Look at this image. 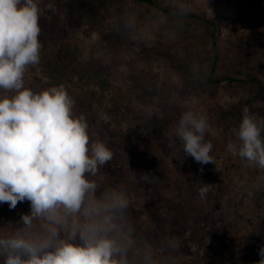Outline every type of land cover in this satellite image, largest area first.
<instances>
[{"label":"rangeland","instance_id":"obj_1","mask_svg":"<svg viewBox=\"0 0 264 264\" xmlns=\"http://www.w3.org/2000/svg\"><path fill=\"white\" fill-rule=\"evenodd\" d=\"M133 1L124 0V7L129 8L109 19L106 12L98 11L103 20L92 25L86 11L74 10L66 5V0H37L41 9L40 63L26 70L25 86L39 91V85L48 83L41 66L47 61L60 64L72 57L82 61L89 55L101 58L108 49L130 56L152 57L158 78L145 84L152 92L136 88L131 99L151 114L154 123L140 129L133 127L132 133L139 150L153 149L157 143L162 146L157 148L155 157L163 161L167 172L172 171L170 176L177 185L159 196L138 187L145 184L147 172H135L139 159L130 160L122 152L113 157V168L105 170L106 173L100 170L95 179L104 181L106 176L114 174L116 184L126 186L127 200L139 201L143 206L162 205L156 224L160 231L183 229L180 244L176 237H167L163 245L151 249L153 257L180 258L177 250L181 248L183 259L190 264H257L261 259L259 248L264 246V169L249 166L237 154L229 152L227 144L235 140L234 129L242 120L247 101L251 100L247 106L250 112L264 119V0H156L170 10V16ZM84 2L83 7L90 5L89 0ZM79 4L75 0L74 5ZM176 12L179 14H173ZM192 15L215 22V29L212 31ZM135 21L141 22L148 33L131 40L128 28ZM211 33L218 57L212 80L229 77L242 82L223 80L215 84L206 80L212 68L211 56L208 58ZM157 34L166 35L168 40L177 37L175 44L170 43L167 54H154V49L159 47ZM186 34L196 37L190 49L193 52L184 48L188 44ZM197 52L208 56L203 63L193 60L187 75L175 70L171 55L191 61ZM117 69L125 71L127 67L122 65ZM106 75L111 83L124 90L129 88V83L117 79L114 72ZM250 78L255 81H247ZM94 106L102 110L105 103ZM194 109L208 120L206 140L212 144L210 155L215 164L201 165L191 156L183 157L178 152L174 137L178 121L184 112L194 113ZM98 126H92L89 132L92 139L104 142ZM182 169L188 172L187 178L174 176ZM205 184L209 190L201 199L199 190ZM161 211L167 213L166 223L162 221ZM0 261L3 262L2 258Z\"/></svg>","mask_w":264,"mask_h":264},{"label":"clouds","instance_id":"obj_2","mask_svg":"<svg viewBox=\"0 0 264 264\" xmlns=\"http://www.w3.org/2000/svg\"><path fill=\"white\" fill-rule=\"evenodd\" d=\"M40 11L37 0H0V204L30 203L22 227L0 228V258L3 264H129L127 197L119 188L96 195L95 177L112 150L92 139L63 85L25 86L26 70L40 63ZM207 128L205 116L184 112L174 133L178 152L215 164ZM262 132L264 119L245 106L228 151L264 169ZM208 190L200 188L201 199ZM258 254L257 264H264V246Z\"/></svg>","mask_w":264,"mask_h":264},{"label":"trees","instance_id":"obj_3","mask_svg":"<svg viewBox=\"0 0 264 264\" xmlns=\"http://www.w3.org/2000/svg\"><path fill=\"white\" fill-rule=\"evenodd\" d=\"M80 4L78 6L74 5L75 0H66V5L70 6L77 11H86V16L89 18L92 25L101 22L103 20L101 15H98V11L106 12L107 18H112L118 16L120 11L126 10L129 7H124V0H89L90 5L83 7L85 0H79ZM124 2V3H123ZM134 4L146 5L149 9H154L161 15L170 16L171 12L168 8L162 6L156 0H134ZM126 4V3H125ZM131 7V6H130ZM146 8L149 11V9ZM143 14V13H142ZM179 14V13H173ZM195 16L205 26H208L213 31L215 29L216 23L208 20L204 16ZM95 22V23H94ZM129 39L134 40L136 36L143 35L146 36L148 33L141 22L135 21L133 27L128 28ZM159 38V47L154 49V54H167V49L172 42H176L174 36L171 40H168L166 35L157 34ZM186 39H188V44L184 48L191 49L196 43V37H191L186 34ZM211 72L208 74L206 80L211 83H219L220 81L231 82H242L235 78L223 77L222 80H212L211 75L215 63L218 59L217 54L214 50L215 47V37L211 33ZM115 45L113 48H116ZM150 50V49H146ZM67 50V53L71 52ZM189 52H193L190 50ZM195 55V56H194ZM192 56L191 61L186 58H179L176 54L171 55L172 60L175 61L176 68L178 72L182 75H187L190 71L193 60L203 63L207 57L202 56V52H197ZM152 57L142 56L140 54L135 56H130L129 54H120L117 50L108 49L106 54L101 58L88 56V59L73 60V57L68 62L55 63L47 61L42 63L43 71L48 76V83L39 85L40 90L46 89L51 86L63 85L68 93L75 100L74 111L77 115L83 114L86 116L89 130L92 126L99 125V133L101 134L104 143L112 150L113 157L119 152L125 153L130 160L139 159L137 162L139 167H135V172L141 171L147 172V179L144 181V185L138 187H144L148 192H152L154 195L159 196L164 194L169 188H175L177 181L171 178L172 171H166L163 161L155 157L157 148L162 146L157 143V145L151 150L147 148L146 150H139L138 144L136 142V137L132 133V128H144L148 125L154 123V118L146 110L139 107L137 101L131 99L133 94L132 90L141 89L143 92H152L148 85L153 81V78H158V75L154 73ZM57 58V61H60ZM109 61V62H108ZM192 62V64H191ZM126 66L125 71H119L117 67ZM114 72L117 79H122L129 83V88L125 90L120 86L111 83L107 79V74L109 72ZM118 74V76H117ZM191 78V77H190ZM247 81H255V79L250 78ZM36 84H39L36 81ZM137 88V89H136ZM106 93V95H105ZM106 96V97H105ZM138 99V97H136ZM105 100V101H104ZM105 107L102 110L95 108V103H99ZM251 100L247 101L246 107ZM211 108L209 109V112ZM194 113L200 115L199 110L194 109ZM107 117V120L104 117ZM209 116V113L208 115ZM242 119V118H241ZM153 125V124H152ZM114 161L113 158L110 162L104 165L100 170L105 172V170H111L113 168ZM106 173V172H105ZM182 174V175H181ZM188 172L184 169L180 171L179 175L174 176H185L187 178ZM114 175V174H113ZM106 176L104 181H98L99 188L97 190V197L101 194L113 188H119L123 192L126 190V186L116 184L115 176ZM128 198V195H126ZM129 207L125 210L123 214L124 228L126 232L130 233V247L128 250V261L129 264H190L183 259L182 249H178L177 252L180 253V258L175 256L170 258L163 257H153L151 254V249L157 247V245H163L166 242L167 237H176L178 244L182 242L183 229L175 228L170 233L166 231H160L157 227V217L159 216V209L162 210V205L156 204H145L136 200H128ZM30 211V203L18 202L15 209H10L7 203L0 204V228L12 229L14 227H22V221L20 220L21 214H28ZM162 221L165 223L168 221L167 213H162ZM4 219H9V221H4ZM15 220H17L15 222ZM120 221L118 220L117 223ZM0 264L3 262L0 261Z\"/></svg>","mask_w":264,"mask_h":264}]
</instances>
